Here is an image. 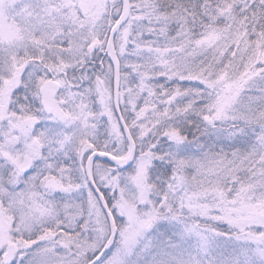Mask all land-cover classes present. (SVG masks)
Segmentation results:
<instances>
[{
    "label": "rangeland",
    "instance_id": "374dc122",
    "mask_svg": "<svg viewBox=\"0 0 264 264\" xmlns=\"http://www.w3.org/2000/svg\"><path fill=\"white\" fill-rule=\"evenodd\" d=\"M130 5L115 46L137 151L124 171L93 163L118 228L100 264H264V0ZM122 11L0 0V264L11 245L13 264H89L110 241L85 168L94 151L129 153L108 45ZM51 79L64 121L41 105Z\"/></svg>",
    "mask_w": 264,
    "mask_h": 264
},
{
    "label": "water",
    "instance_id": "95a60500",
    "mask_svg": "<svg viewBox=\"0 0 264 264\" xmlns=\"http://www.w3.org/2000/svg\"><path fill=\"white\" fill-rule=\"evenodd\" d=\"M124 3V10L123 13L120 17V19L117 21V23L113 26L110 35H109V46L111 48V53H112V61H113V68H114V111L115 114L118 118V121L130 143L131 146V153H130V158L128 159H123V158H117L108 154L100 153V152H95L89 159L87 165H86V174H87V179L88 182L91 186V188L94 190L95 194L99 198L101 205L105 211L106 217L110 223L111 226V239L110 241L106 244L102 252L90 263V264H98L103 257L114 247V244L117 239V227L116 224L112 218L111 212L107 206L106 200L103 197L102 193L98 190L97 186L95 185L92 177H91V162L93 159H103L105 161H108L110 163H114L116 165H119L123 169H127L134 161L135 158V143L134 140L131 136L130 130L128 129L127 125L125 124V121L123 119L120 106H119V89H120V70H119V62L117 58V53L115 51V45H114V38L117 33V31L124 25V23L127 21L128 16H129V11H130V0H123ZM60 88L59 84L50 80L46 82L41 90V96H42V105L44 107V110L49 113V114H54L57 116L59 119H64L65 115L59 108L57 101H56V96H57V90ZM37 123L36 120L33 119H28L25 121L26 125H29L33 127ZM31 167V160L29 158L25 159L24 164L20 167V171L22 173L27 172ZM14 254V248L10 249L8 256L5 259V263H9L10 260L12 259Z\"/></svg>",
    "mask_w": 264,
    "mask_h": 264
},
{
    "label": "flooded vegetation",
    "instance_id": "af4514ba",
    "mask_svg": "<svg viewBox=\"0 0 264 264\" xmlns=\"http://www.w3.org/2000/svg\"><path fill=\"white\" fill-rule=\"evenodd\" d=\"M43 197L45 198V196H43ZM49 197H50V196H46L48 202L50 201V200H49ZM0 206H1V208L3 207V203H2L1 200H0ZM9 207L12 208V206H9ZM50 238H53V237L50 236ZM11 247H15V254H14V258H13V260H12L9 264H13V261H14L15 259L18 258L19 250H21L18 246L11 245V246L8 247V250L6 251V255H7V253L9 252V250L11 249Z\"/></svg>",
    "mask_w": 264,
    "mask_h": 264
},
{
    "label": "trees",
    "instance_id": "16d2710c",
    "mask_svg": "<svg viewBox=\"0 0 264 264\" xmlns=\"http://www.w3.org/2000/svg\"><path fill=\"white\" fill-rule=\"evenodd\" d=\"M126 121V120H125ZM126 123L128 124V126H129V122L128 121H126ZM163 169H161V171H162ZM163 175H164V178L165 179H167V180H169V179H171L172 178V173H171V171H170V169H167V171L166 170H164L163 171ZM105 194H106V198H107V200H108V203H109V206L112 204L111 203V199H110V197L108 196V194L105 192ZM113 196V198H115V195L114 194H112ZM112 200H114V199H112Z\"/></svg>",
    "mask_w": 264,
    "mask_h": 264
}]
</instances>
